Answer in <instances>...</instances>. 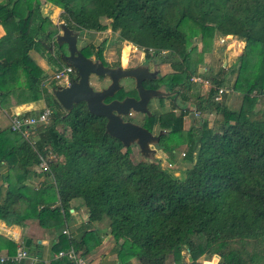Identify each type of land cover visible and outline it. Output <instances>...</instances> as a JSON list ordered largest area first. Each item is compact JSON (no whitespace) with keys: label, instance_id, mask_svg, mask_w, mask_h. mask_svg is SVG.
<instances>
[{"label":"trees","instance_id":"obj_1","mask_svg":"<svg viewBox=\"0 0 264 264\" xmlns=\"http://www.w3.org/2000/svg\"><path fill=\"white\" fill-rule=\"evenodd\" d=\"M45 1L61 10L71 30H95L100 18H106L120 41L142 49L145 58L158 56V63H168L170 71L151 81L173 94L187 87L195 74L186 48L187 32L203 40L214 32L244 40L241 76L233 87L242 91V103L237 111L221 107L216 131L204 124L196 131L193 125L183 131L184 111L163 117L158 124L163 132L155 145L172 153L185 144L182 159L188 166L182 176L160 169L155 160L133 163L127 152H121L120 142L104 132L103 117L89 113L83 102L65 112L51 92L38 88L41 70L28 52L34 50L59 69L60 61L70 65L64 59L66 45L53 40L65 49L53 53L49 37L56 30L46 28L49 19L40 14L37 0H4L0 108L17 90L19 102L42 98L50 113L45 124L35 125L33 141L9 126L0 128V220L22 225L33 219L40 227L58 229L67 219L68 202L76 198L88 213L87 221L75 233H58L50 247L55 254L71 247L84 257L100 243V233L91 223L106 218L118 264H130L131 259L137 264H176L183 249L187 264H201L199 258L213 264L208 259L213 255L217 264H264V112L255 117L253 111L257 97L264 94V0ZM92 49L86 45L79 50L105 65L101 50ZM76 78L75 73L71 79ZM220 85L221 80L212 77L206 102H196V109L210 105L218 110L220 105L212 98ZM254 88L258 94L248 97ZM129 91L134 95V89ZM124 96L131 94L113 97ZM152 123L153 116L144 115L140 125L150 131ZM58 156H63V163ZM39 157L47 170L36 172L32 166ZM40 174L39 188L29 190L25 182ZM55 201L58 204L51 206ZM1 248L7 255L16 250L0 235ZM33 250H42L41 244L28 247L26 254L35 255ZM40 258L38 254L42 263ZM67 262L58 257L48 264Z\"/></svg>","mask_w":264,"mask_h":264},{"label":"rangeland","instance_id":"obj_2","mask_svg":"<svg viewBox=\"0 0 264 264\" xmlns=\"http://www.w3.org/2000/svg\"><path fill=\"white\" fill-rule=\"evenodd\" d=\"M46 13L49 15V24L46 28L49 30H56L55 34L59 33L60 30L58 25L64 23V17L61 14V10L49 4V12ZM108 22L109 21L106 18L101 17L100 28L78 33L76 40L77 48L80 49L86 45H91L93 47L92 51L100 49L102 60L106 66L110 67H133L141 65L144 59H149L145 65L151 68V70L157 69L158 76H163L170 71L168 63H158V56L145 58V52L142 49L137 48L128 42L120 41L117 37V32H112L109 29ZM54 37L55 35L52 38L49 37L53 53L57 51H65L64 47L58 48L53 43ZM128 46L130 47L128 48ZM243 47L244 40L235 36L226 37V35L222 36L214 32L211 37H206L203 40L199 34L191 35V32H187L186 48L190 52V65H195V74H191L187 87L185 86L175 95L176 100H173L171 96H167L158 99L153 98L148 102L147 109L150 112V115L153 116V123L150 131L153 134H157L160 129L158 124L163 117L165 118L166 114L169 112L173 113V115H177L180 111H184L182 116L183 131L187 130L191 125H193L192 130L196 131L202 124L215 131L218 130L221 125V107L237 111L242 103V91H237L233 87L236 78L239 80L238 77L241 76V73L238 72V66L239 57L242 53ZM32 57V61L41 70L38 83L39 89H45L46 93H50L51 88H53L52 85H65L62 84L65 80L64 78L59 81L53 78V73L56 70L54 66L49 64L43 57L40 58L38 54H33ZM89 58L95 60L93 54ZM60 63L61 66L65 65L62 61H60ZM71 76L75 77V73L71 74ZM99 77L93 75L89 77V82L94 89H99L109 83V79L106 76ZM212 77L221 80V85L218 89L220 88L222 93H217L218 97L212 98L215 104L220 105V108L215 110L214 106L212 107L209 105L206 109L198 110L196 109L195 104L196 102L205 104L208 89L210 87V79ZM248 79L249 78H247V80ZM244 80L246 81V79ZM19 81L22 82V84L24 82L22 73H20ZM119 84L121 87L115 95L123 94L125 92L133 95L132 91L128 92V90L132 89L131 80L121 79ZM256 91L255 88L252 89L248 97L252 98V96L258 94ZM17 92L18 91L16 90L15 94ZM184 94L185 96L182 98V95ZM17 97V95L13 94L10 98L17 99ZM40 99L42 98H39L38 100ZM39 106H41V104ZM253 111L256 112L255 117H259L264 112V94L257 97V100L253 105ZM143 116L144 114L131 111L129 115L124 117V119L140 125ZM4 121H7L6 118L0 115V126ZM34 127L35 125H32L29 130L23 132V136L29 141L36 140V136L34 137ZM56 128L59 132H63L61 125H58ZM154 148V154L149 157L142 156L138 152L135 144H131L127 148L122 147L121 152H127L129 160L133 163L142 159L147 161L155 160L160 169L167 170L173 176H182L184 169L188 166V164L182 159V152L185 150V144L182 143V145L172 153L162 151L158 145H155ZM49 157L52 158L54 155L49 154ZM63 161V156H58V162L63 163ZM32 168L36 172H40L41 170L38 164L32 166ZM40 176L43 177L42 174H40ZM101 222H104L105 225H107L106 218L100 221V223ZM208 259L212 261L213 264H217L218 257L216 255H213ZM199 260L201 264H204V261L201 258H199ZM178 261L179 262L176 264H187V262H189L184 249L179 251Z\"/></svg>","mask_w":264,"mask_h":264},{"label":"water","instance_id":"obj_3","mask_svg":"<svg viewBox=\"0 0 264 264\" xmlns=\"http://www.w3.org/2000/svg\"><path fill=\"white\" fill-rule=\"evenodd\" d=\"M58 28L60 32L55 34L54 40L58 44L64 43L66 45L67 53L64 55V59L74 67L77 78L75 80L70 79L63 86L57 85L51 88L50 92L54 99L65 112H69L74 104L83 102L89 113L105 119L104 132L119 141L122 147L127 148L131 144H135L142 156H152L155 152L154 146L158 136L163 130L153 134L141 125L124 119V117L129 115L131 111L146 116L150 115L147 109L148 100L159 97L162 93L143 88L141 81L149 78L150 74L153 73L138 66L110 67L85 57L76 46L78 32L71 30L64 23H60ZM91 75L106 76L109 83L104 87L94 89L89 82ZM123 78L134 80L133 89L136 92V98L132 96H124L121 99L112 98L120 89L119 81ZM106 98L112 99L105 101ZM27 245L28 239L23 243L25 251Z\"/></svg>","mask_w":264,"mask_h":264},{"label":"crops","instance_id":"obj_4","mask_svg":"<svg viewBox=\"0 0 264 264\" xmlns=\"http://www.w3.org/2000/svg\"><path fill=\"white\" fill-rule=\"evenodd\" d=\"M4 0H0L2 3ZM39 3V12L42 16H46L49 19V15L46 12H49V2L45 0H37ZM5 34L4 27L0 24V38ZM232 35H226V37H231ZM4 45V44H3ZM6 46V45H4ZM33 54H38L34 50L28 52L29 57L33 60ZM39 55V54H38ZM40 56V55H39ZM41 58V56H40ZM62 84H66L65 81ZM63 86V85H61ZM55 87V86H54ZM13 95V94H12ZM15 95V94H14ZM11 94L8 96L6 101V107L0 108V115L6 118L7 121L1 123L0 128L7 127L9 125V120L14 114H25V115H35L39 113L44 107L43 99L30 101L27 103L19 102L20 100L15 98H10ZM10 99V101H9ZM41 104V106H39ZM40 107V108H39ZM29 113V114H28ZM3 124V125H2ZM35 137V135H34ZM43 181L42 176H33L29 178L25 185L31 190L35 191L39 188L41 182ZM58 204V201H55L53 205ZM68 216L66 221H64L63 227L58 229H47L45 227H40L37 222L33 219H26L23 221L22 225L11 224L7 225L0 220V235L8 240H11L15 247H22L26 239H28V247L33 244H41L42 250L37 251L33 250V256L27 255L15 264H48L57 260L56 254L51 251V246L56 241L57 235L63 229L67 230V233H75L76 227L81 224L86 223L88 213L85 208L82 206L81 200L71 199L68 202ZM92 229H97L100 233V243L94 247L89 253L84 255L87 264H118L117 254L113 251V241L112 237L108 232V227L104 222H92ZM24 250V249H23ZM25 251V250H24ZM27 251V250H26ZM25 251V252H26ZM0 254H6L5 249H0ZM40 255L42 263L38 261L37 255ZM68 261V260H67ZM59 264H72L71 262L59 263ZM130 264H137L136 260L131 259Z\"/></svg>","mask_w":264,"mask_h":264},{"label":"built area","instance_id":"obj_5","mask_svg":"<svg viewBox=\"0 0 264 264\" xmlns=\"http://www.w3.org/2000/svg\"><path fill=\"white\" fill-rule=\"evenodd\" d=\"M75 73V69L71 65H62L59 69H56L53 73V78L59 81L60 79L64 78L65 83L67 84L71 79V74ZM217 93H222V90L219 88L217 89L214 98L218 97ZM50 110L44 107L39 113L35 115H27L25 114H14L9 120V128L12 131H18L23 135V132L29 130L32 125H36L38 123L45 124L48 119V115ZM38 165L42 171L47 170V164L43 160L42 157H39ZM61 233L68 235L67 230L63 229ZM26 257V252L23 250L22 247L16 248L14 254L7 255V254H0V264H4L6 262L15 264L19 262L21 259ZM56 257H64L66 260L71 262L72 264H87L86 260L83 256L79 255L75 252L71 247L59 250L56 253Z\"/></svg>","mask_w":264,"mask_h":264},{"label":"flooded vegetation","instance_id":"obj_6","mask_svg":"<svg viewBox=\"0 0 264 264\" xmlns=\"http://www.w3.org/2000/svg\"><path fill=\"white\" fill-rule=\"evenodd\" d=\"M143 59H144V58H143ZM148 60H149V59H144L141 65H136V66H138V67H144V68H146L149 72L153 73V74H150L149 78H145V79H143V80L141 81V85H142V87L145 88V89H153V90H157V91H160V92L162 93L159 97H153V98H157V99H158V98H161V97L171 96L173 100H176V97H175L176 94H175V93H174V94L172 93V92H174V91H168V90H165V89H164L165 86H164L163 84H161V85L158 86V87H155V86H154V83H153L151 80L155 79V78L158 76V74H157V69H156V70H153V69L151 70V68H149L148 66H146L145 63H147ZM133 67H135V66H133ZM125 68H128V67H125ZM123 79H129V80H131V83H132V89H133V86H134V80H133L132 78H123ZM120 80H121V79H120ZM131 96L136 98V92H135V90H134V95H131ZM112 98H114V97H112ZM112 98H109V100L112 99ZM153 98H150V99L148 100V102H149L151 99H153ZM177 98H178V97H177ZM115 99H117V98H115ZM109 100H106V99H105V101H109ZM174 103H175V102H174ZM147 104H148V103H147Z\"/></svg>","mask_w":264,"mask_h":264}]
</instances>
